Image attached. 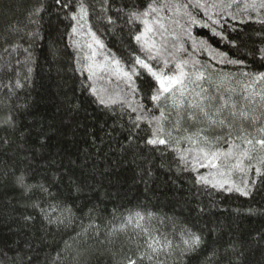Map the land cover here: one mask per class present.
Segmentation results:
<instances>
[{"label":"trees","instance_id":"1","mask_svg":"<svg viewBox=\"0 0 264 264\" xmlns=\"http://www.w3.org/2000/svg\"><path fill=\"white\" fill-rule=\"evenodd\" d=\"M39 2L0 0V264H117L132 254L129 248L135 250L132 241L146 247L150 236L172 242V249L158 255L162 264H264V185L257 182L250 196L202 186L196 177L210 169L185 170L172 148L146 144V123L134 130L137 115L159 116L147 98L152 78L137 66L141 75L133 77V92L114 70V60L127 70L137 55L146 58L134 39L142 26L125 23L117 11L140 0H108L107 13L100 11L101 0H89L94 5L89 23L105 45L97 46L91 60L86 58L90 36L86 29L72 34L68 25L74 21L52 12L31 22L30 12ZM104 15L115 24L96 19ZM200 19L206 21L202 13ZM255 19L250 13L246 23L229 19L223 27L214 26L224 38L200 23L189 25L186 17L179 24L169 21L167 52L148 61L166 74L175 71L178 61L188 62L186 71L198 61L195 68L203 66L206 78L190 84L183 100L195 103L197 93L205 101L209 96L227 100L229 108L217 119H235L233 139L241 124L250 131L264 125V81L253 83L264 73V25ZM219 53L240 63H220ZM93 63L111 64L113 71L96 68L89 79L87 67ZM97 95L118 102L109 109ZM233 103L235 118L229 115ZM129 105L144 107L132 112ZM208 134H221V129ZM220 146L227 148L223 142ZM179 147L192 146L184 142ZM21 173L29 183L44 184L48 193L25 194L15 184ZM233 179L239 183L238 174ZM187 230L201 235L208 253L215 250V255L208 260L181 256Z\"/></svg>","mask_w":264,"mask_h":264},{"label":"snow or ice","instance_id":"2","mask_svg":"<svg viewBox=\"0 0 264 264\" xmlns=\"http://www.w3.org/2000/svg\"><path fill=\"white\" fill-rule=\"evenodd\" d=\"M92 8L94 5L89 0H52L51 4H48L46 0H40L39 4L31 10L30 19L32 23H37V18L41 14L54 12L58 17L62 15L65 20L75 22L74 25H68L72 34L80 35L82 30L86 29L87 34L91 37V42L87 44V47L92 49V56L86 58L91 60L95 56L93 44L101 49L105 47L89 23L90 9ZM192 10L197 11L193 14ZM100 11L103 13L109 11L108 0H101ZM117 11L123 13L125 23L142 26V31L135 35L134 39L137 44H140V51L145 53L146 58L142 59L137 55L127 70L123 69L119 60H114L113 63L118 66L114 70L126 78L135 92L133 77L141 75L137 66L139 69H143L154 81V83H149L147 98L155 103L156 109L159 111V116L154 119H149L145 115H137L132 121L135 126L134 130H140L141 122L146 123L150 136V138L145 137L146 144L154 147L167 145L172 148L178 153L185 170H189V166L192 172H198L199 168L210 169L208 175L198 174L196 177V182L202 186L226 192L235 191L240 195L250 196L253 189L256 188L257 182L264 185V125L250 131L241 124L238 134L233 139V131L236 129L235 119L230 120L228 117L217 119V117L223 116L225 108H229L227 100L220 102L219 97L209 96L205 101L200 93L196 94L200 98L195 103L186 105L183 100L186 93L191 91L190 84H195L206 78L203 66L201 69L195 68L198 61H193V67L188 71L185 70L188 62L178 61L174 65L175 71L172 74H166L160 68L154 70V66L148 61L156 60L167 52L165 41L169 33V21L171 24H179L180 18L186 17L189 25L200 23L201 26L209 28L214 35L224 38L214 26L223 27L229 19L243 24L248 22L250 13H255V23L264 25V15H262L264 0H243L242 5L241 0H140L139 4L133 3L131 7L126 4ZM201 13L206 17V21L200 19ZM96 19L115 24V21L107 15L97 16ZM75 44L77 47H81L79 41H76ZM233 45L235 46V42ZM218 56L220 63L233 65L240 63L238 60L227 59L223 53H219ZM261 59H264V56H261ZM105 60L107 61V57ZM163 64L166 67L168 60L164 59ZM96 68H99L101 72L113 71L111 64H107V66L89 64L87 67L89 79L96 74ZM192 77L195 79L193 80ZM260 81H264V73L256 75L253 83ZM92 92L96 95L97 89L93 87ZM177 93L181 97L179 103L177 102ZM97 99L101 105L109 109L118 102L111 96L105 99L97 95ZM169 99L172 100L171 105L168 104ZM119 102L127 103V101ZM129 107L132 112H137L138 107L144 106L129 105ZM236 107L235 103L230 105L229 115L233 118L238 113L231 109ZM239 115L248 119L247 113L241 112ZM251 120L253 126L258 123L255 116H252ZM215 128L221 129V134L210 136L209 130ZM237 140L240 143H236ZM184 142L192 147L181 149L179 145ZM221 142L227 145L226 149L220 146ZM173 145L177 147L173 148ZM212 169L215 171H211ZM233 174L239 175V183L233 179ZM15 184L25 194L32 193L34 195V190L48 193L44 184L29 183L25 173L16 176ZM76 190L79 191L78 186ZM32 206L39 208L40 204L34 201ZM41 211L51 223L52 220L48 213L42 208ZM132 243L135 244V250L129 248V252L132 254H125L117 264H143L145 260L149 262L156 260V264H162L158 259L159 253L163 252L165 248L170 250L173 247L171 241L162 243L158 238L151 236L144 241L146 247L136 241H132ZM182 244L180 255L189 260H199L200 257L208 260L215 255V250L211 254L208 253L204 238L194 231L187 230L185 232ZM242 254L241 252L240 255ZM33 264H40V262L36 260L33 261Z\"/></svg>","mask_w":264,"mask_h":264},{"label":"rangeland","instance_id":"3","mask_svg":"<svg viewBox=\"0 0 264 264\" xmlns=\"http://www.w3.org/2000/svg\"><path fill=\"white\" fill-rule=\"evenodd\" d=\"M90 42H91V37L89 38L87 44ZM93 48L95 49V56L92 57L94 59L97 56L99 50H98L97 45H95V44H93ZM87 49H88V52L90 53V55L92 56V49H89L88 47H87Z\"/></svg>","mask_w":264,"mask_h":264}]
</instances>
